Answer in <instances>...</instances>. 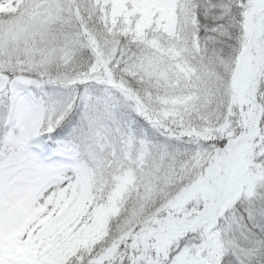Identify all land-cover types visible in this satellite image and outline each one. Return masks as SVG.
Instances as JSON below:
<instances>
[{
  "label": "snow or ice",
  "instance_id": "snow-or-ice-1",
  "mask_svg": "<svg viewBox=\"0 0 264 264\" xmlns=\"http://www.w3.org/2000/svg\"><path fill=\"white\" fill-rule=\"evenodd\" d=\"M0 264H264V0H0Z\"/></svg>",
  "mask_w": 264,
  "mask_h": 264
}]
</instances>
